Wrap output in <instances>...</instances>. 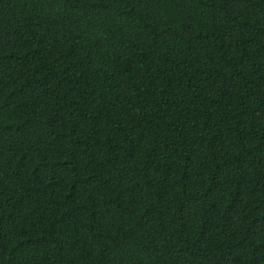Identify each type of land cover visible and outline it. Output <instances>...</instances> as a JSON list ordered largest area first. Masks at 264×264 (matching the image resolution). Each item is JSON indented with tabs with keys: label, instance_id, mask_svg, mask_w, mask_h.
Masks as SVG:
<instances>
[{
	"label": "trees",
	"instance_id": "obj_1",
	"mask_svg": "<svg viewBox=\"0 0 264 264\" xmlns=\"http://www.w3.org/2000/svg\"><path fill=\"white\" fill-rule=\"evenodd\" d=\"M0 264H264V0H0Z\"/></svg>",
	"mask_w": 264,
	"mask_h": 264
}]
</instances>
